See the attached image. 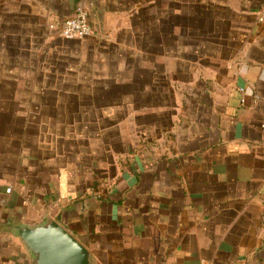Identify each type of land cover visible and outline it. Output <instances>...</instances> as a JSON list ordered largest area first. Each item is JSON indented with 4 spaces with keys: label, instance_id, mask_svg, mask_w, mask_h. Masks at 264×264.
<instances>
[{
    "label": "crops",
    "instance_id": "1",
    "mask_svg": "<svg viewBox=\"0 0 264 264\" xmlns=\"http://www.w3.org/2000/svg\"><path fill=\"white\" fill-rule=\"evenodd\" d=\"M263 5L0 0V264L46 219L96 264H264Z\"/></svg>",
    "mask_w": 264,
    "mask_h": 264
},
{
    "label": "water",
    "instance_id": "2",
    "mask_svg": "<svg viewBox=\"0 0 264 264\" xmlns=\"http://www.w3.org/2000/svg\"><path fill=\"white\" fill-rule=\"evenodd\" d=\"M16 236L29 254L31 264H96L87 247L53 219L20 225Z\"/></svg>",
    "mask_w": 264,
    "mask_h": 264
},
{
    "label": "built area",
    "instance_id": "3",
    "mask_svg": "<svg viewBox=\"0 0 264 264\" xmlns=\"http://www.w3.org/2000/svg\"><path fill=\"white\" fill-rule=\"evenodd\" d=\"M257 16L258 21L264 23V5L257 11ZM50 29L57 31L59 36L67 41L84 40L93 34L88 12L81 6L75 9L72 17L64 19L59 24L51 25Z\"/></svg>",
    "mask_w": 264,
    "mask_h": 264
}]
</instances>
